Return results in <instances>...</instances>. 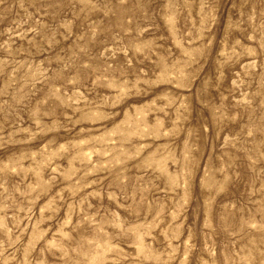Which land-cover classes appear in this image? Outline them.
<instances>
[{"label": "rangeland", "instance_id": "obj_1", "mask_svg": "<svg viewBox=\"0 0 264 264\" xmlns=\"http://www.w3.org/2000/svg\"><path fill=\"white\" fill-rule=\"evenodd\" d=\"M0 264H264V0H0Z\"/></svg>", "mask_w": 264, "mask_h": 264}]
</instances>
